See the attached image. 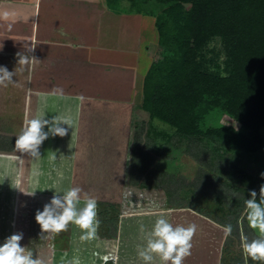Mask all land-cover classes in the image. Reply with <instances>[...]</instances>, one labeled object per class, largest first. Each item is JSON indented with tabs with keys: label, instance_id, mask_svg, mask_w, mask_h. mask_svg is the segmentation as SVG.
<instances>
[{
	"label": "trees",
	"instance_id": "16d2710c",
	"mask_svg": "<svg viewBox=\"0 0 264 264\" xmlns=\"http://www.w3.org/2000/svg\"><path fill=\"white\" fill-rule=\"evenodd\" d=\"M121 1L106 0L114 11L121 10ZM126 1L131 3V10L124 11L147 14L149 10L155 16L158 45L162 49L160 58L151 63L143 79L139 111L147 123V135L153 137H146V152L135 149L129 174L136 166L139 171H146L153 161L152 155L173 173L171 167L181 163V157L175 153H187L196 162L201 160V154H209V162L203 160L198 168L237 181L239 184L233 187L244 196L234 220L230 215L218 220L239 235L245 201L263 185L262 180L244 171L238 181L241 177L238 169L243 159H255L264 148V0ZM214 40L223 46L226 58L223 65L207 59L205 50ZM91 114L92 117L84 116V143L87 134L97 132L96 115ZM224 116L240 124L241 129L215 124ZM87 143L94 144V149L84 162V171H76L75 186L82 189V196L103 199L97 201L98 207H115L109 201L113 200V183L118 179L113 178V168L100 163L97 139ZM161 151L166 152V158L160 156ZM156 175L150 172L139 186L163 187L148 182L149 177ZM98 216L101 222L102 214ZM113 230L115 237L117 227ZM224 254L221 264H226L229 252ZM236 262L244 264L239 258Z\"/></svg>",
	"mask_w": 264,
	"mask_h": 264
},
{
	"label": "crops",
	"instance_id": "0c3cea01",
	"mask_svg": "<svg viewBox=\"0 0 264 264\" xmlns=\"http://www.w3.org/2000/svg\"><path fill=\"white\" fill-rule=\"evenodd\" d=\"M105 4V0H0V66L15 73L14 83L0 86V226H3L0 245L11 235L22 233L21 246L29 249L34 257L41 258L44 264L56 263L41 257L40 242L47 233L42 232L35 215L37 210L42 211L44 205L50 203L55 190L63 192L75 187L76 171H84V162L94 149V144L87 142L95 140L87 137L84 143V116L92 117L91 113H94L97 125L100 116L108 115L106 109L128 108L136 93L131 75L137 68L136 50L131 55L133 68L120 69L113 67L111 60H99L93 49L100 50L109 45L101 42L99 46L98 42L90 40L91 36L84 33V21L99 18L103 26L101 20L106 15L115 13L128 21L142 17V14L134 13V17L121 10H111ZM126 24L127 28H133L132 24ZM100 29L98 38H104ZM147 50L148 44L144 56L146 62L151 58L146 54ZM21 55L38 61L19 64ZM151 63L148 68L144 67L147 68L144 75ZM38 114L50 122L55 116L59 117L61 121H68L72 128L60 125L68 129L64 137L49 134L39 148L40 157L37 159L18 152L15 143L25 121ZM44 130L48 131V128ZM112 135L103 137L104 142L97 137L96 154L102 165H109L114 170L119 164L115 161H119L117 156L121 154L124 137ZM107 138L112 144L108 140L105 142ZM115 142L118 146L114 145ZM84 144L91 146L88 154ZM17 156L21 160L16 159ZM34 190H37L35 195H27ZM72 226H68L71 235H63V240L72 239V234L80 239L81 235L77 233L80 231L72 230ZM71 245V240L65 241L64 245L56 241L52 252L68 253L67 257L72 252H68L67 247H76ZM190 260L194 264H205L194 253Z\"/></svg>",
	"mask_w": 264,
	"mask_h": 264
},
{
	"label": "rangeland",
	"instance_id": "374dc122",
	"mask_svg": "<svg viewBox=\"0 0 264 264\" xmlns=\"http://www.w3.org/2000/svg\"><path fill=\"white\" fill-rule=\"evenodd\" d=\"M105 5L108 6L107 2ZM130 6L131 3L129 1L123 0L121 1L120 9L124 14L134 15L135 11L132 13L124 11L131 10ZM156 13H159V10ZM123 19L122 16L114 13L113 16H103V20H101L104 22L103 26L99 18L96 20L95 17H92L90 20L86 19L84 21V33L91 36L90 40L98 42L99 46L101 42L109 45L107 47L112 46L111 48H100V50L98 48L97 50L93 49L96 53L95 56H98L99 60L105 62L111 60L113 67L129 69L135 67L133 66L131 55L132 52L137 51H135L138 59L137 68L131 72L136 87V93L132 97L133 104H130L129 107L127 106L128 108L124 106L122 109H106L108 115L100 116L98 118L99 123L94 126L97 132L95 134H87V137H93V139H97V137L102 139L112 134L113 137H124V144L121 143L123 146L121 154L117 156L119 161H115L119 164L113 170V178L119 181L116 180L113 183L115 194L113 200L109 201L115 207L107 206V209H104L103 206L98 207L97 202V218L99 219L98 214H102L103 218L95 239L82 241L78 238L76 239L77 236L72 234V239L63 240V235H71L69 229L57 234L58 237H53V234L47 233V236L43 237L40 242L42 247L41 257L47 260L51 259L56 264H72L74 260H79V264H126L130 262L143 264L137 254V246L145 243L143 234L139 233L140 226L143 225L148 231V228H153L157 217L165 216L173 226L182 225L187 227L189 224L197 226V232L192 240L193 247L191 252L192 255L194 253L196 257H201L205 264H221L222 260L225 259L224 253L226 251L229 252L226 264H240L236 262L237 258L243 260L244 264H251L252 259L244 252L241 238L244 236L251 241L258 238L260 233L249 226L246 207L240 215L239 235L233 234L232 230L230 234L226 233V227L218 222L219 219L229 215L230 219L234 220L235 217L233 216H238L239 214L236 213H240L244 196L233 187V185L239 184L237 181L233 182L227 175H223L224 177L220 178L215 171L212 173L204 172L203 167L198 168L203 160L209 162V154H201L199 163L198 160L196 162V159L190 157L187 153L182 155L180 152L175 153V156L181 157V163H176V165L171 167V172L173 173L166 170L167 168H165L163 161L162 163L157 162L156 159L158 157L152 155L153 161H151L146 171H139L136 166L132 174H129V165H132L135 149L136 151L144 150L146 152L144 149L146 137H153L147 135V123L144 122V117L139 113L145 76L143 71L147 70L152 60L160 58L162 49L158 45V31L154 24L155 16L151 15L149 10L147 14L142 13V17H136L128 21ZM99 22L100 26H98ZM127 22L133 25L132 29L126 27ZM92 24L96 25L93 26ZM100 27V30L104 32V38H98V29ZM146 44L149 47L146 54L151 56L150 59H147V62L145 61L146 59L144 60ZM205 51L207 59H211L214 63L224 64L226 58L223 46L219 40L211 42ZM139 62L140 64L138 65ZM217 123L225 126L232 125L237 129H241L240 124L227 116L217 119L215 124ZM158 124L160 127L163 126L161 123ZM164 128L167 127L164 126ZM262 134L264 135V129ZM102 140L104 142V139ZM107 140L108 142L112 141L107 138L105 142ZM114 145H116V142ZM84 148L88 149V152L91 151V146L88 147L87 144H84ZM160 154L164 158L167 156L165 151H161ZM232 156H234L233 153ZM255 161L258 163L257 166L254 163ZM242 171L262 180V186H264V175H262L264 174V148L260 156L255 159L246 158L240 162L238 172L241 177H238V181L243 178ZM150 172H155V175L158 173V176L149 177L148 182L159 183L163 187L142 188L139 186L145 181L144 179L148 178ZM258 188L256 191L257 196L260 195L261 187ZM221 207L223 208L221 209ZM199 210H202V213ZM236 210L239 211L237 212ZM232 212L235 215H231ZM151 217L153 219L147 220V218ZM2 227L0 226V235L3 234ZM114 227H117L115 237L113 236ZM72 230L80 231L77 233L82 235L81 230L74 224ZM69 240L72 241L71 246H76L70 249L68 248L70 245H68V252L72 250L70 255L65 257L68 253L62 252L53 254L52 245L54 242L57 241L64 245V242L67 241L68 243ZM77 255L83 258L76 259ZM103 257H108V259L104 260L102 259ZM190 259L191 256L184 261V264H194V261L191 262ZM156 261L159 264V260ZM253 264H264V261H253Z\"/></svg>",
	"mask_w": 264,
	"mask_h": 264
},
{
	"label": "clouds",
	"instance_id": "9594fccd",
	"mask_svg": "<svg viewBox=\"0 0 264 264\" xmlns=\"http://www.w3.org/2000/svg\"><path fill=\"white\" fill-rule=\"evenodd\" d=\"M30 61L38 60L25 55H21L19 58V64H29ZM14 75V72L0 66V86L6 87L8 84L14 83ZM44 117L38 114L25 121L15 143L18 152L27 153L38 159L40 157L39 148L49 138V134L59 137L68 134V129L60 126L61 124L69 126L68 121H61L59 117L55 116L50 122ZM50 123L51 127H48ZM46 127L48 131L44 130ZM74 134L73 131L72 137ZM16 159L21 160L18 156ZM36 191H31L27 195L33 196ZM81 193L80 187H71L63 192L54 191L50 203L45 204L42 211L37 210L35 215L36 223L43 233L59 234L67 231L69 224H74L82 232L80 236L82 241L97 237L100 225L97 218V200L85 194L83 206H81ZM250 196L251 198L245 201L248 210L247 220L249 226L258 230L260 235L251 241L242 236V247L253 261H264V186L260 188L259 201H257L255 191H252ZM231 230L230 225L225 228L228 234L231 233ZM140 232L144 236L145 243L137 246V254L143 264H157V257L159 264H184V261L192 254V240L197 232V226L195 224H189L187 227L173 226L168 219L160 216L156 219L151 231H147L141 225ZM22 239V233H15L0 245V264H44L41 258L34 257L29 249L21 246ZM102 259L107 260L108 257ZM72 264H79V260H74Z\"/></svg>",
	"mask_w": 264,
	"mask_h": 264
}]
</instances>
